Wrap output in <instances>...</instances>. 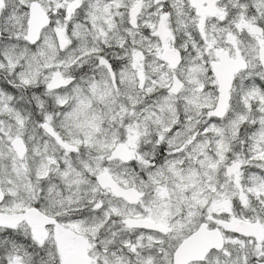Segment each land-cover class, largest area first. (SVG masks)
<instances>
[{
  "label": "snow or ice",
  "instance_id": "6c2138e0",
  "mask_svg": "<svg viewBox=\"0 0 264 264\" xmlns=\"http://www.w3.org/2000/svg\"><path fill=\"white\" fill-rule=\"evenodd\" d=\"M0 264H264V0H0Z\"/></svg>",
  "mask_w": 264,
  "mask_h": 264
}]
</instances>
